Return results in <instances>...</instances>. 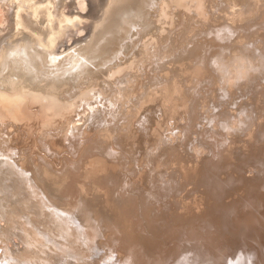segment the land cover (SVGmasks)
Returning <instances> with one entry per match:
<instances>
[{
    "label": "bare ground",
    "instance_id": "6f19581e",
    "mask_svg": "<svg viewBox=\"0 0 264 264\" xmlns=\"http://www.w3.org/2000/svg\"><path fill=\"white\" fill-rule=\"evenodd\" d=\"M219 1L222 0H95L96 4L91 11L84 13L83 9L77 11L76 0H0L9 13V20L0 27V261L23 260L26 257L18 255L20 258H15V254L27 256L29 252L30 257L36 254L34 259L40 260L53 252L51 255L54 254L55 263L52 264H87L83 257L75 255V250L67 243L59 244V239H53V243L50 245L48 242L47 245L45 238L40 239L33 229V233L29 234L25 231L29 226L27 221L26 228H22L24 214L28 217L32 214L35 224L48 226L49 233L53 231L52 237H55L54 234L58 235L54 224L44 223L47 217L40 202L42 190L46 199L53 203L61 199L65 209L75 214L79 211L84 219L94 222L91 214H95L103 223L113 222L118 233L117 239L113 241L112 255L117 258L118 264H164L166 257L163 260L165 255L160 247L157 259L151 250L143 253L140 262L138 259L142 247L150 245L147 238L156 232L149 234V230H152L149 227L153 223L146 228L151 219H156L157 213L153 205L159 199L153 192L157 189H152L148 184L150 174H147V170L152 168L153 171L157 168L156 165L162 164L166 154L189 152L190 157L192 153L199 156L205 148L207 154L203 153L202 157L197 158L199 166L195 167V162L186 154L188 157L178 159L177 167H174L181 174H186L187 178L188 175L196 177V183L199 181V195L207 197L209 188L204 182L214 179L210 173L216 172L214 170L219 163L216 161L218 152L213 150L214 134L211 129L208 131L204 127L207 118L203 116V110H207L205 106L208 105L213 108L223 104L222 96L220 103L217 93L224 94L226 91L222 90L223 87L231 89L232 83L236 84V80L231 78L233 75L239 77L238 82H247L250 86L257 81V73L250 69L252 56L257 57L253 58L256 65L262 62L259 76L264 75V59H261L264 48L259 50L260 42L258 39L254 40L253 29L227 28L228 19L223 15L228 12H222L223 2L220 4ZM225 6L230 4L225 2ZM212 7L216 10H212ZM221 17L227 24L203 29L206 23H221ZM87 24L91 29L88 37L84 38L80 32L75 33ZM246 24L247 27L250 26L248 22ZM198 28L202 29L199 31ZM165 33L171 35L170 44L164 43L168 39ZM173 36L177 39L173 40ZM202 36H206L208 42L197 40ZM206 53L207 60H204L202 55ZM189 72L195 74L196 79L206 80L197 86H190L185 82ZM212 77L214 82L218 80L221 83V91L216 92L211 87L215 83L209 84V80L207 82ZM236 88L241 90L238 86ZM84 120L87 123L79 124ZM172 120L174 124L170 126ZM219 129L223 133L228 132V127ZM261 136L264 143V128ZM239 140L238 138L237 141L244 145ZM200 142L202 145L205 143L206 147L200 145ZM246 143L248 141L245 146ZM249 150L254 152L255 148ZM258 150L260 151L257 148L256 152ZM66 151L70 154L62 159V176H59L66 191L64 196L52 188L56 179L52 178V183L45 181L41 168L43 165L49 166L47 156H60ZM250 154L253 156L252 152ZM257 154L259 153L254 154L253 158ZM236 159L238 162V158ZM246 160L249 163L250 158ZM254 160H250L252 165L257 163ZM247 163L245 167H248ZM263 163L264 161L260 164ZM236 164L231 168L235 169L238 166ZM165 166L168 167L167 164ZM50 171L47 169V172ZM167 171L169 172V168ZM240 171L237 172L241 174ZM247 171L246 168V175L249 174L251 180L253 174L250 175ZM164 173L160 177L165 179ZM223 173L225 177V170ZM158 175L156 176L159 177ZM174 176L176 179L175 174ZM161 178L160 181L163 180ZM172 178H168L171 181L163 182L170 187ZM177 190L176 188L175 191ZM183 205L185 207V203ZM154 214L156 215L153 216ZM159 216H156L158 221L164 219ZM169 217L172 218L170 215ZM159 226L157 224V228ZM110 227L109 230H113ZM179 228L176 227L178 230ZM147 230L148 234L145 232ZM208 230L206 235L210 231L212 233L210 228ZM15 236L25 244L23 251L21 243L14 240ZM203 237H198L197 240ZM13 241L15 247L10 244ZM195 242L198 245L199 242ZM196 246L188 250L190 255V251ZM198 246L196 249H199ZM209 253L204 257H209ZM189 254L187 255L190 256ZM214 254L217 255V252ZM196 257L198 262L201 256ZM27 258L25 262L18 261L27 264ZM216 259L213 260L216 262ZM35 261L34 264H39ZM200 263L199 261L198 264Z\"/></svg>",
    "mask_w": 264,
    "mask_h": 264
},
{
    "label": "rangeland",
    "instance_id": "374dc122",
    "mask_svg": "<svg viewBox=\"0 0 264 264\" xmlns=\"http://www.w3.org/2000/svg\"><path fill=\"white\" fill-rule=\"evenodd\" d=\"M229 1L230 0H228V2L225 0L219 1V3L223 2V5L220 3L222 10H224L222 12H224V13L228 12L229 13V14L225 13V15H223V17L225 16L224 17L225 19H228V27L227 28H251V30L253 29L252 36L254 37V40H256V39L259 40V42H260L259 43V46H260L259 50L261 51L262 48H264V41H263L264 40V34H263L264 33V13H262V11H264V0H245V2L243 1L242 3H241V1H235V0H231L230 2ZM225 2L227 4H230V6H228V7L225 6ZM95 4H96L95 0H76L77 11H81L83 9L84 13H89L92 9V6ZM205 4L207 5V1ZM232 5H233V8H232ZM230 8H232V9H230ZM214 9L216 10L215 7H212V10H214ZM234 10H236V11H234ZM257 10H259V11L262 10V11L258 12ZM231 13H232V15H231ZM262 15H263V17H262ZM239 16H240V18H239ZM242 16H243V18H242ZM223 17H221V23L222 24L217 23L215 25V23L209 22L208 25H207V23L203 25V27H204L203 29H207L211 26H222L224 23L227 24L224 21ZM241 19H242V21H241ZM243 19H244V21H243ZM256 19H258V20H256ZM8 20H9V13L7 11V8L4 6V4L0 3V27L5 25ZM252 20H254L255 23H253L254 21H252ZM256 21H258V23ZM2 22H3V24H2ZM247 22H248V26L250 25L249 27H247V24H246ZM249 22H251V24H249ZM87 26H88V24L83 25L80 29H77L75 31V33L80 32V34L83 35L84 38L88 37L90 35L91 29L88 28ZM201 29L202 28H198L199 31ZM261 30H262V32H261ZM165 36H167L168 39L165 40L164 43L170 44L171 40H172L170 38L171 35H169V33H165ZM176 39H177V37L173 36V40H176ZM197 40L199 42H204V43L208 42V39L206 38V36H202V37L198 38ZM71 42L73 43L74 40H72ZM202 56H203V59L205 60L207 53L205 55H202ZM252 57L257 58L255 56H252ZM253 58H252L251 63H249L250 67H251L250 69L252 70V72L254 71V73H257L258 76H256L257 77L256 79L258 82L255 81L256 83L254 82V84H252L253 86L252 85L250 86V83L238 82V80H240L239 77H235V75H233L231 78H232V80H236V84L232 83L233 85H232L231 89L223 87L222 90L226 91V93H224V94L221 92V93H219L220 95H218V93H217V96L220 98L219 99L220 103H221V96H222L223 104L218 103L219 105H216V106L212 105L213 108H211V106L208 105V106H205L207 108V110L206 109L203 110V112H205V114H203V116L205 115L204 117L207 118V120L204 121V124L205 125L207 124V125L206 126L204 124L203 125H204V127H206V130L209 131V129H211L212 130L211 132L214 134L212 136L213 141H215L213 150L218 152V153L220 151H222L219 154L216 153V155L218 156V157H216V161H217V163H219L217 165L215 164L216 169L214 171H216V172L210 173L211 177L214 179L211 181H205L204 182V184L209 188V192L207 193V197L205 195H202L203 197L201 195H199V191L197 189V186L199 185L198 184L199 181L196 183V180H197L196 177H194V176L192 177L191 175H188V178H187L186 174H184V173L181 174V171L178 170V168L174 167V166L177 167L176 164H177L178 159H181L187 155L190 157L189 152H187V153L181 152L178 154L177 153H171L168 155L166 154V157L163 159V161H161L162 164H158V165L154 164L157 166L158 169L155 168L153 165V167L155 168V169H153V171H155V172L152 171V168H151V170H149L147 168L148 169L147 171L149 172V173L147 172V174H150L149 175L150 180H148L149 181L148 184L152 187V189H154V187H155V189H157L153 192H154V194L156 193V195L159 197V199L156 200L155 205H153L155 208V213H157L158 216L161 215L159 217L164 218L165 220L160 219V221H158V218L156 217L157 215L156 214L153 215V216L156 215L155 216L156 219H151V221L153 220V222L150 221V223L147 225L146 228H148L149 225L151 223H153L149 227V228L152 227V230L151 229L149 230V231H151V232H149V234L154 233L156 231L155 232L156 236H154L155 234H153V235H150L149 238H147L148 243L150 245L148 247L143 246L142 249L140 250V254L138 257L139 262L142 260L143 253L144 252H150V250H151V253L154 255L155 258L158 257L157 253H158V250L160 247L164 253L163 255H165L163 257V260L166 257L165 258L166 261H164V264H182L181 262H184L185 264H188L189 262H194V264H198L199 261L201 262L200 264H216V263L221 264V262H222V264H226V263L227 264H264V261H263L264 260V244H263L264 243V228L262 229V226L264 227V223H263L264 221H262L264 219V190H263L264 186H262V185H264L262 183V182H264V168H263L264 163L260 164V163H262V161H264L263 160L264 159V157H263L264 153H262L264 151V143H263L262 136H261L262 130L264 128V75L259 76L260 70H261L262 65H263L262 62L261 63L258 62V64L256 65L257 62H253V61H256ZM250 59H251V56H250ZM261 59H262V61L264 59V54H262V53H261ZM194 75L195 74H193L192 72L187 73V81L189 83H187V81L185 80L186 84H190V86H192V85L197 86L198 83L204 82L206 80V79L205 80L204 79L203 80L196 79V75L195 76ZM193 76L195 79L193 78ZM208 80H209V84L211 82L215 83V84H212L211 87H213V89L215 88L216 92L221 91L220 88L222 86L220 85L221 83H219L218 80H216V82H214L213 77L211 80L207 79V82H208ZM193 82H194V84H193ZM235 86L240 87L241 90L238 91ZM233 88H235L236 91ZM208 110H209V113H208ZM207 114L209 115V117ZM250 114H251V116H249ZM224 116L226 118H224ZM239 116H241V118ZM208 118H209V120H208ZM240 119H242L243 122ZM248 120L250 121V123H247ZM84 121H82V122L80 121L79 124L87 123V120H84ZM183 121H184V119H182V122ZM173 124H174V121L171 123L170 126H172ZM207 126H210V127L207 128ZM220 127H224V128L228 127V132L223 133V131H220V129H219ZM256 128H257V130H256ZM249 130H253V131L249 132ZM220 132H222V134H219ZM257 132H258V134H257ZM248 133H250V134H248ZM179 134H181V133H179ZM206 134H207V132H206ZM217 135H218V137H217ZM221 135H223V136H221ZM256 135H258V136H257V138L255 137V139H254V136H256ZM179 136H181V135H179ZM248 136H249V138H251V140L248 138ZM231 138H233V139H231ZM238 138L240 139L239 141L242 142L244 145H241L237 141ZM244 140L248 141V143H246L247 146H245L246 141L244 142ZM254 141L255 142L257 141V143L255 144ZM217 143L221 144V145L219 144L220 147H218L219 145ZM251 143H252V146H251ZM258 143H259V145H258ZM199 144L202 145V142H200ZM204 144L202 146L206 147V145H204ZM248 145L250 147H248ZM256 145H258V147ZM192 146L194 147V144ZM240 148H241V150H240ZM250 148L251 149L255 148L254 152H253V150L250 151L249 150ZM257 148H259L260 151L261 150L262 151L260 152L258 150L256 152ZM206 150L207 149L204 148V149H202V152L204 154H207ZM250 152L253 153L252 154L253 156L256 153H259V154H257L259 156L256 155L253 158V156H251ZM191 153H192V151H191ZM203 153L200 154L199 156L202 157ZM69 154L70 153L66 151V152H63L60 156L59 155H53L55 158L52 156H47L49 158L48 159L49 166L43 165L44 167L41 168V171H42L41 173L44 174L45 181L51 182L52 178L56 179L55 182H53V183L51 182L52 188L55 189L57 191V193H59L60 195H64V196H65L66 191H65V188L63 186V182L60 180L59 176H62V170H63L62 159L69 156ZM237 154L239 157H237ZM169 155H171L172 157ZM192 155L195 158H193ZM192 155H191L190 159L192 158L191 160L193 163L195 162L194 165L196 167V165L199 164L197 162L199 159L198 158L199 156L194 155V153H192ZM241 156H242V158H240ZM205 157H207V155ZM209 157H212V156H209ZM243 157H244V159H243ZM256 157L257 158L261 157V159L258 158L260 163ZM175 158H177V159H175ZM236 158H238V162H236V160H237ZM249 158H250V160L252 158V161H253V159H255L254 161L259 163V164L257 165V163H253V165H252V163H251L252 161H250V160H248L249 163H247L246 159H249ZM226 160H227V162H226ZM240 161L242 162L241 164H239ZM243 163H245V165ZM246 163H247L248 167H245ZM163 164H164V166H163ZM166 164L168 165V167L165 166ZM223 164H224V166H223ZM235 164L238 166H236L235 169H232L231 167H234ZM248 164H251L252 166H250ZM239 165H241L243 167H239ZM197 166H199V165H197ZM161 167L165 170L166 169L168 170V168H169L170 174L167 170L165 171ZM249 167L250 168L253 167L252 169L255 168L254 171L252 169H250ZM171 168H173V169H171ZM225 168H227V170H229L228 171L229 173L226 171ZM246 168L248 170L247 173H251L250 175L253 174L251 177L252 178L251 180H249V178H250L249 174L246 175ZM248 168L251 171H249ZM47 169H50L51 171L47 172ZM160 169H161V171L159 172ZM170 169H171V171H170ZM224 170H225V173L227 174V175L225 174V177L223 176ZM231 170H233L234 173H233V171L231 172ZM258 170H259V172H258ZM150 171H152V172L150 173ZM237 171L238 172L240 171L242 175L240 173H238ZM161 173H164L165 179L160 177V176H162ZM166 173H167V175H166ZM230 173L233 176L230 175ZM158 174H160V175H158ZM174 174L177 177L176 179H175ZM254 174L256 176H254ZM156 175H158L159 177H157ZM171 175L173 178L171 177ZM228 175H230L231 177H228ZM55 176H58V177L55 178ZM245 176H249V177L245 178ZM235 177H236V179H235ZM153 178H155V179L157 178L156 182H157V180H159L157 183H159L160 186L155 182V179L153 180ZM160 178H161V180L162 179L163 180L160 181ZM168 178H172L173 179L172 182L175 185H173V183H172V185H170V187H169L166 182L171 181V179L168 180ZM231 178L233 179V181ZM165 180H166V182H163ZM174 180H175V182H174ZM183 180H184V182H182ZM235 180L237 183L235 182ZM246 180L248 183L247 182L245 183ZM151 181L153 184H151ZM243 181H244V184H242ZM251 182L256 183V184H252ZM162 183H163V185H162ZM258 183H259V185H261V184L262 185L259 186ZM168 184H171V182H169ZM178 184H179V186H178ZM220 185H221V187L219 188ZM174 186H175V188H174ZM180 186H182V187H180ZM188 186L190 188H188ZM166 188H168V189H166ZM176 188L178 189L177 191H175ZM158 189H160V191ZM162 189H163V191H162ZM170 189H171V192L173 191L174 193L171 194V192H169ZM158 191H159V193H158ZM167 191H168V194H167ZM43 193L44 192L41 190L40 191L41 195H39V196H42L40 202L42 203V209H43V211H45V214L47 217L46 218L47 220L44 223H45V225L46 224H49V225L54 224L58 235L54 234L56 238L52 237L51 235H52L53 231H51L49 233L50 229L48 228V226L47 227H43V226L41 227L40 225L34 223L35 219L32 216V214L29 217H28V215L24 214L25 219L22 221V228L25 229L26 228L25 225H27V223H28L29 226H28V228H26L27 230L25 229V231H27L28 234L33 233V232L34 233L37 232L38 236H40V239L45 238L44 240L46 241L47 245H49L48 242H50V245H51L53 243L52 242L53 239H59L60 240L59 244L67 243L69 246H71L75 250V255L78 258L83 257L87 264H109V263L110 264H118L117 258L112 255L113 247H114L113 241L117 239L116 234L118 233L116 231V228H114L115 226H114L113 222L103 223L102 221L99 220V216H97L95 214H91V217L94 220V222H91L88 219L82 218V213H80L79 211L77 214H75V213H72L73 211L65 209L64 203H62L61 199H59V201L57 203H55V202L53 203V202L49 201L48 199H46L43 196ZM211 195H213V196H211ZM165 198H166V201H165ZM191 198H193L192 203L190 201ZM64 199H65V197H64ZM169 199H170V201H169ZM205 199H206V201H205ZM157 201H158V203H157ZM164 202L166 203L165 205H164ZM184 203H185V207L183 205ZM206 209L208 211H206ZM157 210H159V211H157ZM158 212H160V213H158ZM191 212H192V214H191ZM163 214H164V216H163ZM169 215L172 218H170ZM193 216H194V218H193ZM252 219H254V220H252ZM154 220H155V222H154ZM26 221H27V223H26ZM156 221H158L157 222L158 226L163 221L165 223L163 222L162 224H164V225L160 224L159 228H157ZM176 222H179V223H176ZM1 223L5 224V222H3V221H1ZM93 224L95 226H97V228ZM191 224H193V225H191ZM32 226H33V228H32ZM110 226H113V227H110ZM197 226H198V228H197ZM256 226L258 228H256ZM98 227H100V229H98ZM109 227L112 228L114 231L111 229L109 230ZM155 227H156V229H155ZM176 227L177 228L180 227V228H182V230L180 228L178 230V229H176ZM42 228H43V230H44V228H46L44 230V232H43ZM153 228H154V230H153ZM196 228H197V230H195ZM209 228H210V230H212V233H211V231L209 232V233H211V236L209 233L207 235L205 234L206 232L209 231L208 230ZM31 229H33V232ZM183 230H184V232H183ZM260 230L263 231V233ZM145 232L147 233L148 230ZM193 232H194V235H196L200 238L202 236H204L206 240H204V237L202 238L203 240L200 238L197 240L198 237L194 236ZM213 234H215V235H213ZM111 236H112V238H111ZM152 236H154V237H152ZM193 237L194 238L196 237V239H194ZM49 238H51L52 240ZM182 238L185 241H183ZM149 239H150V241H149ZM193 239H194V241H192ZM14 240L16 242L18 241L17 243H21L20 238L18 236H15ZM201 240L203 241V244H202ZM189 241H191V242H189ZM195 241L200 243V244L198 243L199 246L196 244ZM192 243L195 246L197 245L199 249H196L197 248V246H196V248L193 249L194 252L190 251V253H191V255H190L188 250H190V248L192 250V248L195 247L194 245L193 246L191 245ZM204 243H205V245H204ZM220 243L222 245H220ZM10 244H11V246L15 247V245H13L14 241L10 242ZM206 244H208V245H206ZM21 245H22V251H23V248H25V246H24L25 244L22 242ZM209 245L211 246L210 248H209ZM206 246H208V248ZM206 248L208 251L206 250ZM195 251H197V252H195ZM201 251H202V253H201ZM206 251H207V253H206ZM212 251L214 253L217 252V255L212 253ZM208 252H210L212 255L209 253L210 256L208 255L209 257L205 258L206 254H208ZM52 253L53 252H51L49 255L45 256V259L46 258L49 259L52 256L49 259V262H47V259L45 260L44 257L40 258V260L34 259L35 256L37 257L36 254H34L30 257L29 255H31V252H29V255L26 254L31 259L29 257L27 258V256H25V254L21 255V253L15 254L17 256L15 258H20L18 255H20L21 258L26 257L28 259L27 262H29L27 264H34L33 262L35 260H37L39 262V264H44L45 262H46L45 264H52L54 262L53 260H55L54 254L51 255ZM224 253H225V255H223ZM187 254H189L190 256H188ZM192 255H196L197 256V257L195 256L196 258H199L201 256V258H199V261L197 262V259L195 260V257H193L194 260L191 259ZM204 255H205V257H204ZM184 257H185V259H183ZM202 257L204 259H202ZM26 258L25 259L23 258V260L22 259L21 260L25 262ZM187 258L191 259L192 261L191 260L189 261ZM216 258H219V260L222 259V261L221 260L219 261ZM32 259H33V261H32ZM113 259L115 261H113ZM213 259H216V262ZM0 260H1V257H0ZM18 260L21 261L20 259H14V260L12 259V260H9L10 262L8 260H7L8 262L7 261H0V264H7V263L10 264L11 261H12L11 264H13V262H14V264H21V262H19ZM109 260H110V262H109ZM185 260L186 261L188 260L187 261L188 263ZM15 261H17L19 263H15ZM202 261L205 263H203ZM162 264H163V262H162ZM189 264H192V263H189Z\"/></svg>",
    "mask_w": 264,
    "mask_h": 264
}]
</instances>
